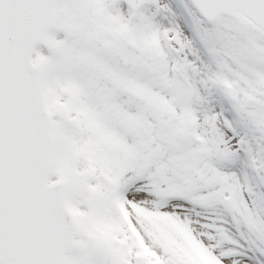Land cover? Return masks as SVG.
<instances>
[{"label":"snow or ice","instance_id":"obj_1","mask_svg":"<svg viewBox=\"0 0 264 264\" xmlns=\"http://www.w3.org/2000/svg\"><path fill=\"white\" fill-rule=\"evenodd\" d=\"M0 264H264V0H0Z\"/></svg>","mask_w":264,"mask_h":264},{"label":"rangeland","instance_id":"obj_2","mask_svg":"<svg viewBox=\"0 0 264 264\" xmlns=\"http://www.w3.org/2000/svg\"><path fill=\"white\" fill-rule=\"evenodd\" d=\"M62 36H63V33H57V38H62ZM41 47V50L45 53V54H47V49L46 48H43V46H40Z\"/></svg>","mask_w":264,"mask_h":264}]
</instances>
